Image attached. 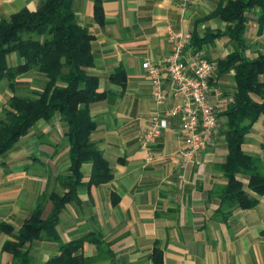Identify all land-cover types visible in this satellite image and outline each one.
Masks as SVG:
<instances>
[{"label":"crops","instance_id":"1","mask_svg":"<svg viewBox=\"0 0 264 264\" xmlns=\"http://www.w3.org/2000/svg\"><path fill=\"white\" fill-rule=\"evenodd\" d=\"M41 1L0 0V20L24 8L35 11ZM217 3L218 0H187L182 8L181 0H103L105 22L100 26L93 19L94 0H73L78 24L93 36L94 64L88 74L98 79L97 92L105 95L90 107L96 124L91 141L103 153L113 179L79 190L80 202L64 208L56 231L63 244L89 233L99 235L108 245L111 258L104 253L94 264H152L150 256L155 247L162 253L163 264H264V195L258 197L253 209H235L225 221L215 217L220 203L217 192L226 184L217 167L227 154L225 118L218 115L231 101L233 72L211 85L215 89L211 102L218 125L212 146L193 162L184 165L178 154L184 147L180 117L168 121L169 128L150 147V160H146L139 145L140 132L156 112L142 63L164 59L170 52L169 34H191L196 21L213 11ZM224 26L212 19L198 23L197 28L202 32ZM257 29L255 21L250 20L245 31L247 59L264 56V27L260 34ZM232 49L228 40L220 39L202 51L213 63ZM214 54L215 59H211ZM22 62L17 54L7 57L9 67ZM118 68L127 76L124 89L109 81ZM259 80L264 83V74ZM16 81L19 93L30 95L40 90L43 77L30 72ZM10 97L11 90L0 82V112ZM175 100L169 94L164 109ZM65 131L58 114L50 122L38 121L1 158L0 225H8L17 233L43 194L61 193L56 177L66 174L70 165ZM241 149L260 159L264 172V115L245 136ZM90 170V164L81 167L83 183L88 182ZM237 179L246 186L245 177L237 175ZM113 196L117 198L115 204ZM50 209L48 202L43 219ZM9 240L11 237L0 231V264L12 262L11 255L2 250ZM81 253L93 258L99 250L84 242ZM29 255L32 264H46L59 255L58 245L38 242Z\"/></svg>","mask_w":264,"mask_h":264},{"label":"trees","instance_id":"2","mask_svg":"<svg viewBox=\"0 0 264 264\" xmlns=\"http://www.w3.org/2000/svg\"><path fill=\"white\" fill-rule=\"evenodd\" d=\"M102 3L103 0H94L93 7V19L100 26L105 22ZM212 19L223 23L224 28L198 31V23ZM250 20L255 21L257 34H260L264 27V0H218L213 11L196 21L189 45L197 52L216 40L226 39L233 47L225 58L213 62L216 70L209 83L212 85L215 80L234 73L231 101L218 115L225 118L223 135L227 151L224 162L217 167L226 181L217 192L220 203L215 217L221 221L235 209H253L258 197L264 195L262 163L241 149L245 136L264 115V83L259 80L264 74V56L245 57V31ZM92 41L93 36L77 22L73 0H42L35 11L24 8L0 20V82H5L12 92L0 112V160L38 121L50 122L58 114L66 127L70 164L66 174L56 177L61 193L43 194L17 233L8 225H0V231L11 237L2 247L3 252L11 255V264H32L30 250L41 241L58 245L59 255L46 264H94L104 253L106 258H111L108 245L99 235L89 233L63 244L56 231L64 208L80 202L79 190L98 187L113 179L103 153L91 141L96 124L91 119L90 107L105 98L97 92L98 79L88 74L94 64ZM13 53L23 62L9 67L7 57ZM30 72L43 77L41 88L30 95H22L16 80ZM109 81L124 89L125 71L118 68ZM83 164L91 165L87 183H83ZM237 175L247 179L246 186ZM116 200L113 196L112 203ZM48 202L51 209L43 219ZM84 242L94 244L99 254L93 258L84 257L81 253ZM150 259L152 264H163L162 253L157 247Z\"/></svg>","mask_w":264,"mask_h":264},{"label":"built area","instance_id":"3","mask_svg":"<svg viewBox=\"0 0 264 264\" xmlns=\"http://www.w3.org/2000/svg\"><path fill=\"white\" fill-rule=\"evenodd\" d=\"M187 0H181L186 7ZM191 34L186 31L169 34L170 52L159 62L144 61L141 65L151 86V99L156 107L139 136L140 148L150 160V147L169 128L168 121L181 118L179 127L184 147L178 152L183 164L191 163L195 157L210 148L218 125L217 111L211 102L215 89L210 80L215 65L208 61L204 52H193L190 48ZM169 94L175 103L164 109Z\"/></svg>","mask_w":264,"mask_h":264},{"label":"rangeland","instance_id":"4","mask_svg":"<svg viewBox=\"0 0 264 264\" xmlns=\"http://www.w3.org/2000/svg\"><path fill=\"white\" fill-rule=\"evenodd\" d=\"M210 57H211V59H215V54L214 55H211ZM210 57H208V58H210Z\"/></svg>","mask_w":264,"mask_h":264}]
</instances>
